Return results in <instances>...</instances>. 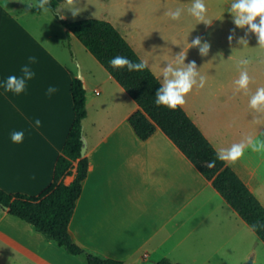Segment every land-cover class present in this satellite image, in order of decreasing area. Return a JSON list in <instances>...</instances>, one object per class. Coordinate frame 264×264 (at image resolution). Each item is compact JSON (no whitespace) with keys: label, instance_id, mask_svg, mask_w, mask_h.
Masks as SVG:
<instances>
[{"label":"crops","instance_id":"0c3cea01","mask_svg":"<svg viewBox=\"0 0 264 264\" xmlns=\"http://www.w3.org/2000/svg\"><path fill=\"white\" fill-rule=\"evenodd\" d=\"M59 1L58 10L64 19H82L65 9L67 0ZM26 2L38 0H0V186L12 193L39 195L53 182L58 157L76 116L73 75L81 74L87 91L83 138L90 166L70 223L74 239L129 264H156L163 258L187 264H220L219 260L226 259L245 264L251 256L255 264L258 245H264V240L212 180L161 127L150 138L142 139L130 122L139 103L69 31L60 12L29 8ZM192 2L78 0L81 4H98L97 18L119 26L134 47L137 32L172 33L179 23L180 33L188 34V20L195 19L187 11ZM203 2L207 6L206 19L212 23L224 20L216 30L218 34L234 29L235 35H245L227 11L233 0ZM177 7L184 11L175 21L166 13ZM212 23L194 34H206ZM254 46L235 44L226 49L224 45L221 50L229 58L260 63L254 66L256 74L251 75L247 94L235 91L234 81L240 75L235 68L234 77L229 79L205 71L201 74L206 78L204 87L194 86L185 96L183 107L218 150L248 136L264 139V112L256 113L249 107L251 95L264 87V48ZM135 49L163 81L165 66L156 64V71L142 51ZM30 56L36 57L30 65L35 75L27 81L25 91L6 92L4 81L10 75L20 76ZM189 61L193 60L188 58L184 63ZM170 62L174 67L182 66L175 58ZM49 87L56 91L48 94ZM227 101L235 106H226ZM37 119L41 121L39 127ZM16 131L24 133L22 143H13L11 134ZM256 153L246 149L235 163H227L264 203V155ZM74 177H68L67 183ZM0 264L89 263L0 205Z\"/></svg>","mask_w":264,"mask_h":264},{"label":"trees","instance_id":"16d2710c","mask_svg":"<svg viewBox=\"0 0 264 264\" xmlns=\"http://www.w3.org/2000/svg\"><path fill=\"white\" fill-rule=\"evenodd\" d=\"M59 5V0H50L51 10L57 12ZM62 21L139 103L140 108L130 116V122L138 135L142 139H148L161 127L200 171L212 180L216 189L252 228L254 224L264 223V203L234 168L216 158L219 150L186 109L178 106L172 110L154 103L155 93L162 80L156 78L158 75L151 66L148 64V68L141 72L111 67L109 61L117 55L134 62L143 59L123 30L110 20L97 17ZM72 94L76 116L63 153L58 157L53 182L39 195L12 193L0 186V205L34 224L49 240L64 247L69 253L85 259L89 264H129L126 260L107 257L82 246L70 231V223L90 166L89 157L82 153L83 126L88 115L87 91L84 81L76 74L73 75ZM73 174L74 179L67 183L68 177ZM254 230L264 240V228ZM156 264L187 263L163 258Z\"/></svg>","mask_w":264,"mask_h":264},{"label":"clouds","instance_id":"9594fccd","mask_svg":"<svg viewBox=\"0 0 264 264\" xmlns=\"http://www.w3.org/2000/svg\"><path fill=\"white\" fill-rule=\"evenodd\" d=\"M25 2V0H24ZM31 7H37L43 11L50 9V0H38L36 3L26 2ZM78 0H67L65 9L71 12L73 17L79 15L82 11L78 6ZM61 18H66L61 10ZM184 9L177 7L175 10H169L167 16L175 21L180 20ZM188 13L199 22H204L206 25L211 24L206 19L207 6L203 0H193L192 4L187 8ZM233 18V23L237 28L244 29L247 26V30L244 36L239 37L238 43L244 46L248 45V40L245 38L249 33L255 34L258 41V46L264 48V0H233L230 7L227 10ZM257 18H259L257 23ZM235 30L228 36V41L234 39ZM188 47H196L199 49L201 56H207L210 51V43L206 40H202L200 36L194 38ZM187 58V52L181 50L176 54L175 61L181 67H174L171 62L167 64L162 70L161 75L163 81L159 89L155 93L154 103L157 106H166L169 109L175 110L178 106H183L186 103L185 96L192 91L193 87L203 88L206 82L205 76L201 75L198 71L195 61H189L185 64ZM36 62L35 56L28 58V64H25L21 68V75H10L3 83L4 90L6 92H13L20 94L25 91L27 81L31 80L35 73L31 69L30 65ZM110 65L114 69H127L129 72H141L148 68L147 60H139L134 62L124 56H115L110 59ZM249 59H240L237 61L238 67L241 68L239 78L234 81L235 91H243L245 94L249 91V85L252 83V78L249 76L246 66L250 64ZM158 80L159 76L156 77ZM199 78V79H197ZM54 87H49L47 92L51 94L55 92ZM249 107L256 113L264 112V87H258L254 94L251 95L249 100ZM37 127L40 126L41 121L37 119L35 121ZM264 136V133L261 134ZM24 133L22 131H16L11 134L13 143H22ZM246 149H251L253 152L264 153V139L253 138L252 136L246 137L239 143H234L227 149H221L217 151L216 158L221 161L235 163L243 155ZM214 165V162H212ZM212 166V165H210ZM253 228H264V223H257L253 225Z\"/></svg>","mask_w":264,"mask_h":264},{"label":"rangeland","instance_id":"374dc122","mask_svg":"<svg viewBox=\"0 0 264 264\" xmlns=\"http://www.w3.org/2000/svg\"><path fill=\"white\" fill-rule=\"evenodd\" d=\"M97 5L98 4H94V3H83V4L78 3L77 6L78 7L81 6L80 9L82 10L79 13V16H81L82 18L99 17L98 15L100 12L98 11ZM207 20L209 22L211 21V23L213 21L211 19H207ZM258 20L259 18H257V23H258ZM222 21L224 20H215L212 23L210 30H208L206 34L199 35L202 38V40L208 41L211 45L210 51L207 56H201L199 52H196L195 51V49H197L196 47H191V48L188 47L186 49L187 44L197 37V35H195L194 33L197 34L200 27L206 25L204 22H199L196 19L188 20L189 22L188 26L190 28V31L188 32V34L180 33L179 23L174 26L172 33L167 32V33H162V34H144V33L139 34L137 32L135 36H133L135 39H137V42H135V47L139 48L142 51L145 59H148L152 63L156 71H157V65L161 64V65L167 66V64L176 57V54L185 48L184 51L187 52L186 59L189 58L195 61L197 65L199 64L197 68L200 74H203L206 71V74L211 75V76L227 77L228 79L233 78L236 72L235 68L238 69L239 74L241 71V68L238 67V65H235V62L238 60L229 58V56L224 55L221 50L223 49L222 46L224 45L226 49H230V46L234 48L235 44H239L238 43L239 37L243 35L234 34V39L231 41V43H229L227 38L232 32L226 33L225 35H220L216 31L222 26ZM228 26H231V25L228 24ZM246 30H247V26H245V28L242 29L241 32L245 33ZM245 38L248 40V44L255 45L253 47L254 49L258 48L256 47L258 46V41H257V37L255 36V34L249 33ZM226 53H234V52L227 51ZM245 53L246 52L244 51V54ZM247 57H250V56H247ZM221 61H223V64L219 65V62ZM256 64L258 67L260 66L259 62H253V61H251V63L246 66L247 72L250 77L251 75L256 74V71L254 68ZM209 65L211 66L209 67ZM243 105L245 104L242 103V106ZM226 106H235V103L234 102L230 103L227 101ZM239 124H242L244 126L245 123L241 122ZM212 126L214 127L215 125H212ZM248 150H251V149H248ZM255 155L263 156L264 153L257 152ZM258 156H256V160H259ZM261 193L264 195V185L263 187H261ZM258 250H259L258 258L255 264H264V245L263 243H260L258 245ZM245 261H246L245 264H254V259L252 256ZM219 263L220 264H236L237 262L236 260L226 259V260H219Z\"/></svg>","mask_w":264,"mask_h":264},{"label":"water","instance_id":"95a60500","mask_svg":"<svg viewBox=\"0 0 264 264\" xmlns=\"http://www.w3.org/2000/svg\"><path fill=\"white\" fill-rule=\"evenodd\" d=\"M79 77L82 78V75L80 74ZM86 150H87V141L84 139V145L82 147V153H83V155L86 154ZM250 262H251V260H250Z\"/></svg>","mask_w":264,"mask_h":264}]
</instances>
